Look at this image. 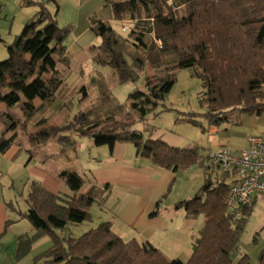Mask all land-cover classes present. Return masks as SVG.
<instances>
[{"label":"trees","instance_id":"obj_1","mask_svg":"<svg viewBox=\"0 0 264 264\" xmlns=\"http://www.w3.org/2000/svg\"><path fill=\"white\" fill-rule=\"evenodd\" d=\"M50 1L56 3L38 1V11L6 45L7 56L0 60V104L20 105L31 112L35 108L33 98L48 101L63 83L59 65H68L64 41L69 29L60 27L55 15L44 6V2ZM105 6L114 20L134 22L129 32L135 40L131 45L142 51L141 56L130 54L132 62L128 63L125 40L108 20L91 18L90 30L101 39L92 49V60L111 68L118 82L135 80L136 69L146 64H163L162 55L171 52L173 62L165 67L168 72L192 67L201 79L204 95L200 103L206 107L204 116L209 124L227 121L234 111L257 115L264 111V0H105ZM174 81L171 74L152 84L147 81L145 90L128 94L129 109L137 112L139 120L149 113L158 115L166 110L157 108ZM80 90L84 92V87ZM107 101L103 94L92 113L101 112ZM114 103L118 109L124 106ZM188 120L195 121L192 114ZM92 122L89 113L79 111L63 125H43L33 141L39 144L56 137L64 150L75 143L72 137L77 134L90 137L94 145L109 148L116 142L131 143L137 154L165 169L203 164L196 146L178 147L161 138L144 137L141 131L132 128V120H111L97 128L90 125ZM13 125L10 123L0 134V152H6L16 140L15 133L5 136ZM213 165L218 167L212 161L204 167ZM221 173L222 178H205L192 197L173 205L182 208L189 217L204 218L185 262L168 259L149 242L123 240L112 232L110 221L100 222L77 237L59 234L69 224L91 219L89 206L105 192L107 184L101 188L92 185L86 192L65 199L39 183H32L26 198L28 208L22 217L35 232L17 237L15 257L23 258L35 240L48 236L50 246L35 254L31 264H250L246 253H240L236 262L231 253L238 248L251 203L229 210L226 199L232 177ZM62 176L72 190L83 184V178L76 173ZM150 214L154 215L155 210ZM9 223L6 221L4 228ZM3 234L0 233V238ZM258 264H264V247L259 252Z\"/></svg>","mask_w":264,"mask_h":264},{"label":"rangeland","instance_id":"obj_2","mask_svg":"<svg viewBox=\"0 0 264 264\" xmlns=\"http://www.w3.org/2000/svg\"><path fill=\"white\" fill-rule=\"evenodd\" d=\"M38 1L41 2L0 0V60L7 56L6 45L14 40L24 23L38 11L40 7ZM55 2H44V6L55 15L60 27L67 26L69 29L64 41L69 57L68 65H59L63 76L62 85L48 101L42 102L38 98H33L35 108L31 112L24 111L20 105L8 107L0 104V134L10 123H14L13 129L5 136L16 134L14 144L6 152H0V200L4 201L9 213L14 212L18 215L21 221L20 228L24 225L32 227L22 214L28 208L26 198L35 178L33 175L28 176L25 169L19 167L20 161L12 162L5 157H18L17 160H21L22 157L26 160L32 155L42 159L59 157V161L71 166L75 164L76 157H81L87 148L86 139L77 134L72 137L75 143L66 147L63 152L58 150L60 145L56 142V137H51L41 144L34 143L33 136L43 125H63L82 111L90 114L93 119L90 125L93 128L111 120H132V128L141 131L144 137L148 136V132L162 130L174 138L176 146L198 148L203 164L196 162L187 167L186 172L190 185L196 189L195 192L202 186L205 178L213 180L223 177L218 167H204L208 162L205 157L209 152L218 147L242 149L246 146L245 139L248 135L264 131V111L260 115L234 111L229 114L227 121L217 125L209 124L204 116L206 107L200 103L204 95L201 79L192 67L168 72L165 67L173 62L171 52L162 55L163 64L156 66L146 64L142 69H136L135 80L118 82L111 68L98 65L92 60V49L100 44L101 39L90 30L91 18L108 20V24L117 35L125 40L127 47L125 58L128 63L132 62L130 54L135 53L137 56L142 54L141 50L131 45L135 40L129 32L134 27V22L114 20L109 8L104 5V0H55ZM165 74H171L175 79L162 105L157 108V111L162 108L166 110L156 116L149 113L145 119L139 120L137 112L129 109L128 94L134 90H145L147 81L155 83ZM82 86L84 92L80 90ZM103 94L108 97V101L101 112L92 113L94 106L101 103ZM115 101L124 106L116 108ZM189 114H192L194 122L188 120ZM93 153L98 155L101 150ZM250 205L251 212L239 236L238 248L232 251L231 258L236 262L240 253H246L250 258V264H258L259 252L264 247V195L258 194ZM98 224L94 219H90L79 224H69L58 233L77 237ZM44 239L47 241L45 244L43 241L36 243L35 252L50 246L48 245L50 238L46 236ZM185 254L179 257L183 262L190 256V253Z\"/></svg>","mask_w":264,"mask_h":264},{"label":"crops","instance_id":"obj_3","mask_svg":"<svg viewBox=\"0 0 264 264\" xmlns=\"http://www.w3.org/2000/svg\"><path fill=\"white\" fill-rule=\"evenodd\" d=\"M147 135L176 146L174 138L162 130H154ZM84 138L87 148L71 166L59 161V157L5 158L12 162L20 161L19 167L24 168L28 176L33 175L36 183L65 199L86 192L92 185L101 188L107 184L105 192L89 206L91 220L97 224L110 221L112 232L123 240L134 238L140 243L149 242L167 258L191 254L194 236L204 218L202 215L189 217L182 208L173 207L175 202L195 193L196 189L190 185L186 174L188 168H161L137 154L134 145L128 142H116L109 148L107 145H94L90 137ZM58 150L63 152L59 146ZM96 150H101V153L94 154ZM63 173L80 175L83 184L77 190L70 189ZM154 210L155 214L151 215ZM6 221L11 222L4 228ZM20 222L18 215L9 213L4 201L0 200V233L4 232L0 238V264H31L33 256L38 253L34 251L36 243L47 242L46 236L38 238L26 256L16 259L17 237L35 232L29 226L20 228Z\"/></svg>","mask_w":264,"mask_h":264},{"label":"built area","instance_id":"obj_4","mask_svg":"<svg viewBox=\"0 0 264 264\" xmlns=\"http://www.w3.org/2000/svg\"><path fill=\"white\" fill-rule=\"evenodd\" d=\"M245 142L242 149L218 147L207 156L221 172L232 177L226 199V206L232 211L249 205L258 194L264 195V131L248 135Z\"/></svg>","mask_w":264,"mask_h":264}]
</instances>
